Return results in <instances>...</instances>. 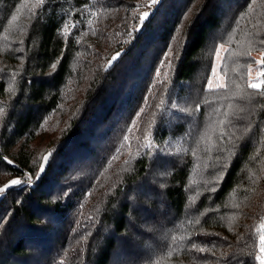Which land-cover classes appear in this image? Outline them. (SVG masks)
<instances>
[{"label": "trees", "instance_id": "trees-1", "mask_svg": "<svg viewBox=\"0 0 264 264\" xmlns=\"http://www.w3.org/2000/svg\"><path fill=\"white\" fill-rule=\"evenodd\" d=\"M197 1L162 0L107 61L98 53L76 61L82 11L94 10L92 0H0V50L10 39L0 96L17 73L23 90L17 104L24 103L0 140V189L35 174L0 198V264H259L264 88L248 86L247 72L254 53L264 52V0L201 1L192 20ZM23 3L37 4L36 18L19 27L15 41L8 31ZM121 4L127 0L112 8ZM68 23L73 29L63 32ZM181 34L174 82L195 80L215 41L234 51L221 67L226 85L179 87L177 120L153 125L157 142L174 140V147L165 156L141 155L129 170L123 152L161 116L155 75ZM73 87L83 96L65 117L61 103ZM50 115L64 122L54 145L60 159L54 164L44 154L37 167L28 149L34 138L26 134L33 126L45 130ZM104 137L111 142L106 147ZM74 169L88 177L80 179L87 187L70 182Z\"/></svg>", "mask_w": 264, "mask_h": 264}, {"label": "rangeland", "instance_id": "rangeland-1", "mask_svg": "<svg viewBox=\"0 0 264 264\" xmlns=\"http://www.w3.org/2000/svg\"><path fill=\"white\" fill-rule=\"evenodd\" d=\"M37 1V4L42 5L45 0H30V3ZM205 0H198L193 9V15L190 16V19L194 20L197 13L201 7L200 2ZM95 3L94 10L85 8L82 13L84 14V23L90 19L92 16H95V22L91 25V29L87 30L84 28V23L81 22L79 29L81 31V36L78 38L79 49L77 52V60L87 61L91 56L98 53V55L105 57L107 61L114 55V52L117 48L124 47L132 40V29L136 27L138 22H141L149 13L151 16H154L158 13V9L162 3V0H127L128 4H121L116 8H112L115 4V0H92ZM23 3L17 9L14 15V22L11 23V29L8 31L9 35L14 36V40H17V32L19 27L23 23H29L32 19L36 18L35 13H32L35 5ZM119 13V15L116 14ZM196 13V14H195ZM195 14V15H194ZM73 24H65L63 32H69L73 29ZM95 31H94V30ZM96 32V33H95ZM95 37V38H94ZM184 35L181 34L173 42L170 48L167 50L162 63L160 64L159 70L155 75V82L157 89L155 90L154 97L158 100L161 105V116L154 120L151 125H144L141 129L142 136L139 138L135 137V142L128 146L124 150V154L128 157L130 163L129 170H132L135 166V162L141 155L149 153L151 155L160 154L165 156L166 151L171 147H174V140L168 141L159 144L158 138L154 134L153 125L159 124L162 122H173L177 118L175 113L181 110L180 101H176L175 93H178L179 87H208V88H222L226 85V78L222 72V64L224 58L232 59L234 51L227 52L229 50V45L223 43L212 42L208 47V55L211 58L210 61L203 66V69L200 68L197 77L195 80L186 82L185 84H177L174 82V73L172 69H175L176 64L178 63L182 49L184 45ZM10 39L6 38V42L2 44V49L0 50V72L7 74L5 70L6 63L2 59L5 48L9 47ZM256 61L254 64L248 67L247 72V82L248 86L251 85L255 88H264V52L254 53ZM17 73L12 74L10 79V86L6 89V94L0 96V140H4V133L11 131V122L14 121L11 119L13 113L18 115L22 113V107L24 103L18 105L17 101L21 98L22 87L16 86ZM13 80L15 84H12ZM198 89L191 90L192 93H195ZM81 87H73L72 95L67 96V90L64 97L63 103L61 106L67 108V112L62 114V116H67L71 112L78 108V105L82 99ZM173 94L170 99V95ZM24 101V100H23ZM190 101V98H189ZM52 121H46L47 126L45 130L43 128H37L33 126L31 128V135L28 137H33L29 143V153H32L37 158V167L41 158L46 154L45 161L54 160V164L59 161L60 154L57 151H54V145L58 140L60 130L64 127L63 120L60 119V116L50 115ZM51 131L46 133V129L51 127ZM148 126V127H147ZM145 129V130H144ZM24 139H21L18 144L13 148L12 152L18 153L21 148V143ZM115 138H113L112 143ZM105 143V147L110 145L111 142L108 141L105 137L101 140ZM116 142V141H115ZM50 160V161H51ZM44 168V166H43ZM34 175L30 173L26 174L24 177L18 178L14 177L9 180L1 189H0V198L9 187L21 183L25 180H34ZM87 178L84 174L77 175L76 169L73 170V173L70 178V182L74 183L76 181V186L87 187L84 183L81 184L80 179ZM2 177H0V182ZM61 188V187H60ZM68 190H62V193H66ZM88 210H85L84 213H87ZM83 213H81L82 215ZM89 218V215H86V219ZM264 236V235H263ZM263 244L262 249L264 253V238L261 239ZM261 250V249H260ZM259 264H264V257L259 256Z\"/></svg>", "mask_w": 264, "mask_h": 264}, {"label": "built area", "instance_id": "built-area-1", "mask_svg": "<svg viewBox=\"0 0 264 264\" xmlns=\"http://www.w3.org/2000/svg\"><path fill=\"white\" fill-rule=\"evenodd\" d=\"M257 254H258V256H263V253H262V251L261 250H259L258 252H257Z\"/></svg>", "mask_w": 264, "mask_h": 264}, {"label": "crops", "instance_id": "crops-1", "mask_svg": "<svg viewBox=\"0 0 264 264\" xmlns=\"http://www.w3.org/2000/svg\"><path fill=\"white\" fill-rule=\"evenodd\" d=\"M264 235V234H263ZM262 238H264V236H262ZM261 238V239H262ZM262 246H263V244H262ZM262 246H261V251H262V253H263V249H262ZM262 257H264V253H263V256Z\"/></svg>", "mask_w": 264, "mask_h": 264}]
</instances>
